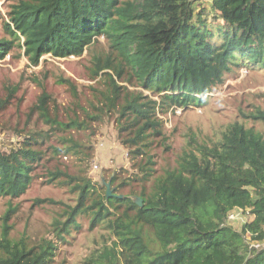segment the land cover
Listing matches in <instances>:
<instances>
[{
	"label": "trees",
	"instance_id": "1",
	"mask_svg": "<svg viewBox=\"0 0 264 264\" xmlns=\"http://www.w3.org/2000/svg\"><path fill=\"white\" fill-rule=\"evenodd\" d=\"M195 2L17 0L10 5L0 60L14 47L23 50L32 66L46 55L81 57L103 37L108 52L92 56L93 75L111 70L158 100L119 87L106 73L104 109L88 121L115 115L118 139L134 148L133 159L141 157L138 172L105 195L96 193L87 179L48 171L47 184L59 178V185L80 181L72 188L78 191L77 204L53 220L55 241L43 238L38 243L10 239L16 207L8 204L0 219V264H51L58 243L81 230L80 217L87 219L88 230L100 228L108 235L81 264H264V247H250L245 240L247 235L264 242V134L234 122L219 141L191 146L174 168L161 174L147 153L153 140L160 138V145L166 141L160 115L204 107L213 89L235 69L264 66V0H208L206 15ZM11 97L0 101V109ZM49 100L43 92L32 108L48 123V131L31 132L29 142L0 152V200L17 199L30 190L43 158L36 146L45 144L52 130L66 134L90 128L85 121H57L49 114ZM249 118L264 123V112L256 110ZM59 140L65 146L59 150L67 155L78 148L72 138ZM124 188H132L130 194H123ZM45 203L54 204L34 200L36 206ZM234 210L252 218L240 232L227 225Z\"/></svg>",
	"mask_w": 264,
	"mask_h": 264
},
{
	"label": "rangeland",
	"instance_id": "2",
	"mask_svg": "<svg viewBox=\"0 0 264 264\" xmlns=\"http://www.w3.org/2000/svg\"><path fill=\"white\" fill-rule=\"evenodd\" d=\"M15 1L0 0V39L8 38L2 25L3 21H7L6 13ZM195 7L197 10L205 8L206 15L208 0H196ZM107 52L108 46L101 37L81 57L59 59L46 55L37 66H32L23 55V50L14 47L0 60V101L12 93L9 102L0 109V152L8 153L22 146L24 141L29 142L27 137L31 132L48 131V123L37 110L32 109L43 92L50 97L49 114L57 121H85L90 127L66 134L52 130L49 140L42 146H36L42 150L43 158L34 172L30 190L17 199L0 200V219L8 204L16 207L9 221L12 226L10 239H24L27 243H38L43 238L54 240L50 228L53 220L58 219L67 207L77 204L78 191L73 192L72 188L80 181L59 185L57 183L63 181L59 178L47 184L48 171L58 169L74 179H87L96 187V193L105 195H110L121 179L138 172L141 157L133 159L130 151L134 148L123 145L118 139L115 115L104 116L101 122L88 121V117L104 109L101 93H105L108 87L106 73L119 87L158 99L140 88L134 80L128 81L124 75L118 78L111 70L94 76L92 56L106 55ZM256 110L264 112V66L251 70L244 67L235 69L225 77L222 85L213 89L204 107L176 109L167 115H160L166 141L160 145V138L153 140L147 151L155 162L157 174L174 168L178 157L191 146L211 145L219 141L221 134L234 122L253 127L264 134V123L249 118ZM61 137L74 139L78 148L71 154H65L59 150L65 147L59 140ZM55 148L56 154L53 151ZM111 177L114 178L112 182ZM131 187L134 191L139 189L135 183ZM132 188H124L121 192L130 194ZM135 197L130 196L137 201ZM35 199L53 201L54 204L36 206ZM251 219L247 213L234 210L228 216L227 225L240 232L243 224ZM79 222L81 230L72 233L66 243H58L51 264H81L91 251L103 245V235L108 236L106 231L100 228L88 230V221L83 217L79 218ZM245 237L250 247H264V242H254L249 236Z\"/></svg>",
	"mask_w": 264,
	"mask_h": 264
},
{
	"label": "water",
	"instance_id": "3",
	"mask_svg": "<svg viewBox=\"0 0 264 264\" xmlns=\"http://www.w3.org/2000/svg\"><path fill=\"white\" fill-rule=\"evenodd\" d=\"M139 204H140V202H139Z\"/></svg>",
	"mask_w": 264,
	"mask_h": 264
}]
</instances>
